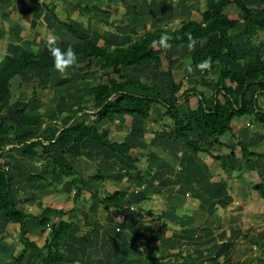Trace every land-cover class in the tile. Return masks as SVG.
<instances>
[{"label":"trees","instance_id":"1","mask_svg":"<svg viewBox=\"0 0 264 264\" xmlns=\"http://www.w3.org/2000/svg\"><path fill=\"white\" fill-rule=\"evenodd\" d=\"M260 3L264 13V0H260ZM43 4L65 32L82 41L83 44L71 45L81 60L75 66L77 71L83 75L100 71L99 82L92 90L90 95L92 98H85L83 102L70 108L68 113L59 119V126L57 122H52L49 130H40L37 127L42 122V108L27 110L25 106L15 110L24 98H22L23 91H17L13 86V80L25 73H41L42 85L37 89L38 84L35 83L33 92L28 97L29 101H34L53 95L55 88L60 86L62 88L68 83L71 73L60 77L56 75L53 57L47 48L41 52L13 56L0 70V155L19 148L24 155L42 159L47 171L51 169L61 175L70 176L75 190V201H79L85 188H89L88 181L69 160L62 155H56L55 151L69 154L76 160L86 163V153L95 156V152L91 149L84 150L89 140L119 154L130 163H138L140 158L132 153V148L127 142L112 139L97 122L89 120L90 115H96L99 120H107L109 117L139 116L143 120L163 121L170 127L174 138L183 140L195 153H205L220 161L224 170L228 168L229 162L222 153L213 149L216 145L230 149L229 156L233 159L239 156L235 149L237 145L240 146V157L245 160L244 167L248 171H252L248 165L264 161V151L249 145L244 138L234 132L233 127L234 121L245 118L250 121L249 124L259 125L264 132V105L261 103L264 101V52L261 46L264 23L250 15L241 14L240 10L245 8L246 0H205V8L201 11L199 20H183L175 27L164 25L148 29L143 33L134 29L133 36L125 43L113 45L92 41L89 35L77 26L70 14L67 19H62L58 14L56 2L51 6L47 2ZM75 5L81 7L82 2L78 0ZM232 7L239 10L240 16L236 18L231 16L229 10ZM135 12L137 13V9ZM137 15L142 14L139 12ZM186 33H191L198 41L196 50L186 53L180 60L185 68L189 63L193 65L197 82L192 83L191 86L181 91L183 82H176L173 70L168 68L167 73L170 76L168 87L173 97H165L164 87L161 89L145 77L133 78L125 72L130 68L156 64L163 68L164 58L171 49H188ZM165 34L170 37L168 41L170 47L164 49L157 45L154 48L152 42L158 41ZM238 34L246 36L250 43L243 52L239 50V48L243 49V43L235 41ZM58 45L62 49L69 46L63 41ZM203 60H210V69L216 67L218 69L214 74L215 78L211 81L210 99L205 91L199 89L200 84L207 82L210 71L195 70V65ZM173 63L174 59L169 58V64L172 66ZM96 66H98L97 70H95ZM46 73H50V77L54 73L55 80L51 81L52 84L45 82ZM193 95L199 98L196 106H193L190 101ZM183 103L187 105L185 111L181 110ZM14 112H17L20 117L14 123H10L8 116ZM49 119L54 120L55 116ZM26 128L31 130L23 132ZM193 133L200 134L201 141L194 139ZM228 134L237 139L236 144H228L223 140ZM206 139L209 142L204 143L203 140ZM10 164L11 161L8 159L0 161V213L5 220L19 225L18 238L15 241L19 249L16 251V246L13 248L12 254L10 253L12 261L7 263L58 264L65 260L67 255L64 244L72 239L73 222L70 214L75 215L76 209L75 207L64 209L45 206L39 214H34L21 208L13 192L15 173ZM92 166L94 171L89 172L88 178L105 183L103 170L95 163H92ZM258 173L261 177L259 171ZM133 176L134 174H128L130 180L134 178ZM135 176L137 180L145 178L140 169L136 170ZM35 177L43 179L48 187L55 185L50 178L44 176V173L35 174ZM262 179L252 185L255 190L252 193L254 203L259 201L264 204V180ZM224 181L228 195H232L234 186L230 185L228 180ZM127 197V191L107 190L99 204L107 213L123 210L126 215L129 207H125L124 202ZM140 197L145 199L148 195L141 193ZM143 211V218H131L134 225L139 224L143 227L148 225L146 223L157 221L163 230L171 228L169 219L165 215L166 210L157 213L153 209L143 208ZM52 213H57L59 219L54 220L51 217ZM77 217L79 218L78 215ZM29 218L39 220L41 232L46 234L43 244H39L31 237L34 233L32 225L28 222ZM134 218L139 221H134ZM174 223L177 224L178 221L175 220ZM83 225L92 232L100 230L99 223L93 225L84 220ZM201 227L204 230L210 229L207 225L201 224ZM252 230V227L249 228L242 234L241 239L251 240L253 245L259 246L261 252L256 259L236 260L235 264H252L263 256L264 249L260 246L264 240V231L252 237ZM155 231L150 228L148 233ZM79 233L82 234L83 231L79 229ZM237 241L228 245L214 264H231ZM165 248L172 249L171 246ZM188 249L193 250L194 247L183 245L178 253L184 255ZM2 261L5 262L6 259Z\"/></svg>","mask_w":264,"mask_h":264},{"label":"crops","instance_id":"2","mask_svg":"<svg viewBox=\"0 0 264 264\" xmlns=\"http://www.w3.org/2000/svg\"><path fill=\"white\" fill-rule=\"evenodd\" d=\"M147 4L151 5V3ZM134 7H136V5ZM136 9L137 13L134 11L135 13L133 14L137 15L139 11L141 12V14H143L140 9ZM117 28L119 29V27ZM134 28L133 26H131L128 29L132 31L134 30ZM122 30L125 31L124 28H122ZM235 41H240V43H243V45L247 43V48L250 45L247 37L243 34H238L235 37ZM67 82L68 83L63 85V89L61 87L55 88L53 95H51L50 97V101L44 100L46 104L44 102H41V100L39 99L29 101L25 100L24 98L25 103L28 104L20 102L18 103L17 108L20 109L25 106H27V110H31L37 107L42 108L43 118L41 124H39L37 129L49 130L52 122L55 123L57 121H60L57 120L59 114L57 115L55 108L57 107L59 110V100H61V98H65L66 106L71 104L70 108L74 107L75 100L76 103H79L83 102L85 98H92V96L86 97L85 91H82L81 87L79 88L78 84L82 83L81 80H73L69 78ZM76 98H78V100ZM37 102L39 105L33 107L32 103ZM42 103L43 105H40ZM51 116H55V119H49L51 118ZM19 117V114H17V112H14L9 114L8 120L10 123H14ZM89 117V119L94 118L93 115H90ZM92 121L97 122L100 128L104 132H106L112 139H116L121 142H127L132 148V153L140 158L138 163H130L119 154L114 153L89 140L88 143L84 146V150H87V148L91 149L95 152V156L86 153V163L76 160L69 154H61V152L55 151L56 155H62V157L69 160V162L73 164L74 168L78 170L82 175H84L88 181L89 188H85L79 201L74 200L75 190L71 183V177L61 175L60 173H56L51 169H49L50 171H47L42 159L31 158L27 155H24L19 150V148H14L9 152H5V155H0L1 162L7 159L11 161L10 166L15 173L13 192L16 196L17 203L21 208L26 210V208L22 206V203H26L27 207H31L34 199H37L38 206H42V208L37 210L36 212H30L34 214H39L45 206L64 209L75 207L76 214H70L71 221L73 222L72 239L68 243L64 244V248L65 246L69 248L72 247L71 245H73V247L75 246L76 248L87 252L90 250H98L100 246H104V248L102 249L103 254L109 257L108 255H110L111 253H107L108 248L111 245H117L118 247H120V250L116 248L115 253L123 254L126 259L121 258L120 256L116 257V255H112L113 258L121 260L123 259V261H125L127 264H158V261L162 263L161 260H163L164 258H162L161 260L158 259L157 261H155V259L153 258L149 259L146 257H144L145 259L143 258L144 261L139 259V256L143 255V253H137V249H140L141 251V248L148 246L152 247L154 245L152 244V242L155 241H152L154 235L149 237L151 239L150 241V239H148L147 233L144 232L146 236H138L141 239V243L138 244V240L133 238V236L136 235V231L144 230H142V227L139 224L134 225L131 221V218L136 214V211H139L136 217L143 218L140 216V214L142 215L144 213L143 208L152 209L153 204L157 201L156 198L158 197V195L163 200V205L165 206V208L162 211L166 210L165 215L169 219L171 228L169 230H163L162 226L158 225V230H156L157 233L160 231L161 233L165 234L167 231H174L175 229L176 234H180L185 239H187L186 242L188 243L186 246H195V244L199 243L198 237L200 236H202V238L207 237L209 239H219L220 236H222L220 234L225 233L223 234V237L227 238V247L232 242L238 240L236 248H239V246H242V244H247V242L253 244L251 240L241 239L242 234L245 233L249 228H253L252 237L255 235L258 236L264 231V204L263 202L260 203L259 201L254 203V201L252 200L253 192L250 191V187L248 186H252L256 182L258 183L262 178V180H264V161L248 165L252 171H248V174L246 173V176L244 177L243 173L245 172V160L239 158V156L236 157V159L227 158L229 166L224 170L221 167L220 161L212 158L208 154L206 155V157H202L201 154L203 153H195L189 148V146L185 144L183 140L174 138L171 135L170 130H156L154 131V133H152L154 135L153 138L148 139L146 135L148 132V127L150 126V123H152L151 120H149V124H147L146 120H143L139 116H135L133 118L122 116L116 118L109 117L107 120H99L97 117L92 119ZM116 123L119 127H121L122 125L127 126L128 132L126 134V132L124 131V135H122L121 139L115 136V128H117ZM235 125L241 130L240 133L247 131L244 132L247 136L244 137V139L249 145H252L254 147L257 146L259 148L264 146V132L259 125L255 126L248 123V125H251L252 127H246L244 126L245 124L240 121L234 122L233 127ZM168 127L169 126L164 127L163 129ZM30 130L31 128H26L23 130V132ZM12 134H14V132H12ZM193 137L194 139H198L201 141L200 134L193 133ZM206 141L209 142V140L207 139L203 140L204 143H207ZM38 159L40 161H37ZM236 161L239 162L238 166L241 167V176L234 175V178L240 177V180L242 178V181L247 183L248 189L245 196L243 194L240 196L238 186L233 188V191L231 192L232 195H228L227 189L225 188L226 186L224 180L232 181L233 179L232 173L234 172V163ZM92 163H95L103 170V174L106 178L105 183H101L88 178L89 172L94 171ZM142 166L144 167L142 168ZM139 169L143 171V174L145 176L144 180H137L135 178L136 170ZM223 171L225 173H228V175L226 176L225 173H222ZM258 171L260 172L261 177L259 176ZM38 173H44V176L50 178L55 185L52 187H48L43 179L35 177V174ZM253 173H256L258 179L251 176V178H248L247 181V177H249ZM128 174H134V178L130 180L128 178ZM235 174L237 173L235 172ZM239 179L237 178L236 183L241 182ZM110 186L114 187V190L120 189L128 192V197L124 202V206L127 208L129 207L128 213L126 215L123 210L107 213L105 212L104 208H100L102 206H100L98 202H100L103 194L107 190L114 191L110 190ZM58 191L66 192L67 194L69 193V196L72 197L71 206L66 207L65 204L55 205L52 204L53 202L49 201L48 198L51 197V194L55 192L57 193ZM141 193L147 194L148 197H146L145 199H142L140 197V200L138 201L136 196L139 197ZM131 197H133V199H137L138 205L136 206V208L133 205ZM43 199L46 200L47 204L43 203ZM209 202L212 204V206H209ZM134 204L136 203L134 202ZM221 208H223L224 210L226 208L230 210L235 209V211L231 212L229 217L232 219L239 217L242 218L243 222L247 221L248 225L247 227H245V230L241 231L240 235L234 233L236 229L233 228L231 224V228L228 227L227 229H225L224 226L221 227V225L218 226L216 224L210 226V229L207 230L201 229L202 227H198L197 224L199 223V221H209L202 217L203 214L207 217L220 215L222 214L220 212ZM141 210L143 211V213ZM197 214L199 215V217L195 219V216ZM77 215L79 216V218L77 217ZM122 216L123 218L124 216H126V218L123 220L121 219ZM259 216L261 217V223L256 222V218ZM51 217L54 220L59 219V215L57 213H52ZM3 219L4 218L2 214H0V220L2 221ZM84 220H87L93 225L99 223L100 230H98L97 232H92L91 229H88L83 225ZM136 220L137 219L134 218V221ZM175 220L178 221L177 224L174 223ZM196 220L198 221L196 222ZM119 221H122V223H119ZM28 222L30 225H32V229L34 228L32 230L34 234H32L31 237L34 238L37 237V235H46L41 232L42 227L39 224V220L35 218H29ZM146 224L148 225L143 226L150 227L154 230L155 226H153L151 223ZM79 229L83 231L82 234L79 233ZM227 230H230L231 233L228 234ZM4 231L2 232V236H5ZM185 231H190V233L184 235ZM237 236L238 238H236ZM45 237L42 242H37L39 244H43L45 241ZM12 241L13 242L9 243L8 245L6 243L5 246H1V260H4L7 258V256L11 255L14 250L13 248L15 246L17 247L15 240ZM146 243H148V246H146ZM169 246L171 245H167L165 247ZM252 247L253 245L251 246V248ZM261 247L264 249V240L261 243L260 248ZM251 248L249 247L250 251H252ZM254 248L257 249V246L254 245ZM125 249L127 251L126 253L123 252V250ZM165 250H171L174 252L175 248H165ZM188 251H191V249H188L187 252ZM98 252L101 253V251H97L96 253L92 254L95 259L99 257V259H97L99 263L94 262V264H108L110 259L105 260L103 254H99ZM252 253L246 254V256L242 260L251 259L253 257H255L254 259H256L258 255L251 256V258L249 257ZM262 254L263 256L261 257V259L252 264H264V252ZM216 262L217 260L212 262V264Z\"/></svg>","mask_w":264,"mask_h":264},{"label":"rangeland","instance_id":"3","mask_svg":"<svg viewBox=\"0 0 264 264\" xmlns=\"http://www.w3.org/2000/svg\"><path fill=\"white\" fill-rule=\"evenodd\" d=\"M77 1L78 0H68L67 2L63 0H0V70L4 66H6V63L9 62L13 56L17 54L34 53L32 51L34 47L38 49V52L44 51L47 48L46 46L47 39L51 35H56L59 37L58 43L63 41L67 45L83 44L82 41H79L78 38H76L74 35L65 32L58 25V23L55 22V20L52 18L49 12L45 9L43 2L49 3L50 6L56 2L58 14L62 19H67L68 15L70 14L71 18L74 19L77 26L80 29L84 30L89 35L92 41H96L108 45L125 43L128 40V38L133 36L132 31L128 29L131 26H133V28L135 27L134 29H136L139 33H143L148 29H153L155 27H161L164 25L175 27L179 25L183 20L201 19V15H200L201 11L205 8V0H80L82 2L81 7L75 5V2ZM147 3H151V5ZM134 4L136 5V7H134L135 6ZM136 8L140 9L143 12V14L139 16L133 14L135 13L134 11ZM229 12L232 17L236 18L240 16L239 10H237L236 7H232L229 10ZM240 12L241 14L244 15H250L254 19H257L260 22L264 23V13L262 12V3H260V0H246L245 8L240 10ZM117 27H119V29ZM122 28H124L125 31H123ZM261 37H262L261 46L264 52V33H262ZM242 48L243 49L239 48L240 52H243V50L247 48V43L242 45ZM188 52H189L188 49L173 48L168 52V54L164 58L163 68H160L156 64L147 67L130 68L125 72L130 77L133 78L134 77L147 78L151 82L157 84L161 89L164 87L163 93L165 94V97L168 96L173 97L172 92L169 90L170 87H168L170 82V76L167 73L168 68L173 70V74L176 82L179 81L183 82V88L181 91H183L188 86H191L192 83L197 82L196 73L195 74L189 73L186 70V68L182 66L180 63V60H182L185 57V54ZM169 58L174 59V63L172 64V66L169 64ZM79 61L81 60L79 59ZM97 69L98 66H96L95 70ZM209 71L210 73L208 75L207 82L200 84L199 89L205 91L210 99L211 81L215 78L214 74L218 71V69L216 67L214 69H210ZM70 73H71L70 79L73 80L78 79L82 81V83L78 84V86L79 88L81 87L82 91H85V95L89 97L92 93L93 87L99 82L100 71H95L89 75L83 76V74L78 72L77 68L74 67L69 70L68 74ZM40 74L41 73L29 72L13 80V86L17 91H21V92L23 91L22 98H25V100H29L28 97H30L29 95L33 92V88H34L33 85L35 83L38 84L37 89H39L40 86L42 85ZM53 74L54 73H52L50 77V73L49 74L46 73L47 80L45 82H50L52 84L51 81L55 80L53 79ZM56 75L59 77L61 76V74L57 71H56ZM59 82L61 83V80ZM50 97L51 96H48L47 98L41 97L39 100H41V102H44V100L50 101ZM78 98L76 99L78 100ZM198 99L199 98L196 95H193L190 100L191 104L193 106H196ZM25 100L23 101L24 103ZM44 103L46 104V102ZM79 103H76L75 100L74 107ZM261 103L264 105V101H261ZM38 105H39L38 102L32 103L33 107H36ZM40 105H43V103ZM70 106L71 104L66 106L65 98H61V100H59V110L57 107L55 108L57 115L59 114L57 120H59L63 115L68 113ZM186 108L187 105L183 103V105L181 106V110L185 111ZM17 109L18 108L16 107L15 110ZM161 113H163V111ZM93 117L97 118L96 115H93ZM151 121L152 123H150L146 135L148 139L153 138L154 135L152 133H154V131L156 130H160V131L170 130L169 127L163 129L164 127H167V124L163 123V121L156 122L153 119H151ZM239 121L243 122L245 124L244 126L246 127L248 126L252 127L251 125H253V124L248 125V122L250 121L245 120V118L236 120L234 122H239ZM146 122L147 124H149V120H146ZM57 125L58 126L60 125L58 121H57ZM116 125L117 128H115V133H116L115 136L121 139L122 135H124V131L126 132V134L128 132L127 126H123V125L121 126L119 124L121 126L119 127L117 123ZM240 131L241 130L237 128V126L235 125L234 132L238 133L242 138L247 137L244 133L247 131H244L242 133H240ZM223 140H225L228 144H236L237 142L236 141L237 139L234 138L233 135L231 134H228L226 137L223 138ZM252 147L260 151H264V146L261 148L257 146L256 147L252 146ZM214 149L222 153L225 156V158L233 159L229 156L231 153L230 149L219 147L218 145H216ZM235 152L239 155V158H241L240 146L237 145ZM203 154H201V156L206 157L207 154L205 153ZM37 161L40 160L38 159ZM238 163H239L238 161L234 163L235 168H234V172L232 173L233 179L232 181H229V184L234 187L238 186L240 191L239 192L240 196L242 194L245 196L246 191L248 189L247 183L242 181L243 180L242 178L240 180L239 179L240 177L237 178L241 182L236 183L237 178H234V175L236 176L240 175L241 167L238 166L239 165ZM143 167L144 166H142V168ZM244 171L245 172L243 173V176L245 177L246 173L248 174V169H245L244 167ZM235 172L237 174H235ZM222 173L225 172L223 171ZM225 174L226 176L228 175V173ZM251 176L256 177L258 179L256 173H253L252 175L247 177V181L248 178H251ZM248 186L250 187V191L252 192L255 191L253 190L252 186L250 185ZM114 189H115L114 187L110 186V190H114ZM136 197L139 201L140 196L139 197L136 196ZM48 199L49 201L53 202L52 204L55 205L65 204L66 207L72 205V197L69 196V193L67 194L66 192L58 191L57 193L56 192L52 193L51 197ZM137 199L135 198L133 199V197H131V200L133 201V205L135 208L138 205ZM156 199L157 201L153 204L152 209L155 212L160 213L165 208V206L163 205V200L159 197V195ZM37 202H38L37 199L36 200L34 199L33 203L31 204V207H27L26 203H22V206H24V208H26V210L29 212H36L37 210L42 208V206H38ZM134 202L136 204H134ZM43 203L47 204L46 200H44ZM209 206H212L210 202H209ZM100 208L102 209L103 207ZM232 211H235V209L230 210L226 208L224 210L223 208H221L220 212L222 214L220 215L207 217L206 215L203 214L202 217H204L209 221L206 222L205 220H202L199 221L197 225L200 228L201 224L207 225V227L216 224L218 226L221 225V227L224 226L225 229H227L232 225V227L236 229L234 233L240 235L241 231L245 230V227H247L248 224L247 221L243 222L242 218L239 217L233 219L230 218L229 215L231 214ZM138 213L139 211H136V214L133 217H136ZM140 216L143 217L144 213L142 215L140 214ZM198 217L199 215L197 214L195 216V219H197ZM125 218L126 216H124V218L123 216L121 217V219L123 220ZM256 219H257L256 220L257 223H261L260 216L257 217ZM122 221H119V223H122ZM197 221L198 220H196V222ZM151 224L155 226L154 228L155 230H158L159 224L157 221H151ZM259 226H263V225H259ZM148 229H150V227L143 226L142 230L144 231L138 230L135 232L136 235L133 236V238L138 240V244H140L141 239L138 236H146L144 232L147 233L148 239H150L149 238L150 236L154 235L152 241L153 240L155 241L152 242V244H154L152 247L148 246V243H146V246L148 247L141 248V251L140 249H137L136 251L139 254L143 253V255L139 256V259H141L142 261H144L145 259L144 257H146L149 259L153 258L155 259V261L164 258L162 263L158 261V264H212V262L217 260L220 254L227 248V242H228L227 238L223 237V234L225 233L220 234L222 236H220L219 239L218 238L209 239L207 237L202 238V236H200L198 237V241L200 244L199 243L195 244V246H193L194 247L193 250L188 252L186 250L184 255H181L178 253L179 252L178 250H180L183 247V245H187L188 242H186L187 239H185L182 235L176 234L175 229L174 231H167L165 234L161 233L160 231L158 233L156 231L152 234H149ZM3 231L5 232V236H2ZM227 231L228 234L231 233L230 230ZM18 232H19V225L10 223L5 219H3L2 221L0 220V252L2 250L1 246H5L6 243L7 245L9 243H12L13 242L12 240L15 241L17 240ZM189 233L190 231H185L184 235H187ZM45 236L37 235V237L34 238L40 243L44 240ZM236 238H238V236ZM167 245H171L172 249L175 248L174 252L171 250L166 251L164 247ZM252 245L253 244L247 242V244H242V246H239V248L237 247L233 253L231 264H235L236 259L242 260L248 253L253 252L249 256L250 258L251 256L259 255L261 252L259 246H257V249H255L254 245L251 248ZM71 246L73 247V245ZM72 247L67 248L65 246L66 248L65 250H67L68 252L67 256L65 260L58 262V264H85V263L94 264V262L99 263L97 261L99 257L95 259L92 254L96 253L97 251H101V253L99 252L98 253L103 254L102 249L104 248V246H100L98 250H90L86 252L79 248H76L75 246L73 248ZM249 247L251 248L252 251H250ZM116 248L120 250V247H118L117 245L115 246L111 245L108 248L107 253H111V254L108 255L109 257L103 254L105 260L110 259L108 264H127L125 261H123V259L121 260V259L113 258L112 255H116V257L120 256L121 258H125L123 254L115 253ZM17 249H19V245L16 247L15 250L17 251ZM111 251L113 252V254ZM123 252L126 253L127 252L126 249L123 250ZM11 258H12L11 255L7 256L5 262L0 259V264H6L7 262L11 263L12 261Z\"/></svg>","mask_w":264,"mask_h":264},{"label":"clouds","instance_id":"4","mask_svg":"<svg viewBox=\"0 0 264 264\" xmlns=\"http://www.w3.org/2000/svg\"><path fill=\"white\" fill-rule=\"evenodd\" d=\"M188 37L187 48L190 52H194L196 50V45L198 41L193 37L191 33H186ZM170 37L165 34L162 35L158 41H153L152 46L155 48L157 45L160 48L167 49L170 47L168 43ZM59 37L56 35H51L47 39V49L53 57L54 69L59 72L62 76L67 75L69 70L78 65L79 57L73 48V46L69 45L66 49H62L58 45ZM32 51L34 53L38 52L37 48H33ZM211 62L210 60H203L202 62L195 65V70H199L201 72L205 70H210ZM186 70L189 73L194 72L193 65L191 63L186 65Z\"/></svg>","mask_w":264,"mask_h":264}]
</instances>
